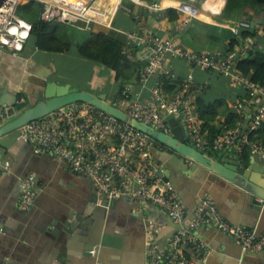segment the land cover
Instances as JSON below:
<instances>
[{"label":"crops","instance_id":"crops-1","mask_svg":"<svg viewBox=\"0 0 264 264\" xmlns=\"http://www.w3.org/2000/svg\"><path fill=\"white\" fill-rule=\"evenodd\" d=\"M90 2L87 19L70 26L74 44L86 41L89 31L112 33L122 39L121 51L128 48L139 61L137 55L142 58L143 49L132 46L127 36L128 32L135 31L144 41L157 36L173 39L179 46L195 52L230 55L234 59L235 68L237 61L250 53L264 52V35L255 34L263 19L253 14L252 10H247L237 20H228L217 15L215 10L203 8V4L201 10L194 4V0ZM82 3L83 0H80L76 7H80ZM169 9L173 12H169ZM185 18H189L188 26L177 28ZM242 30L254 32V35L242 36ZM231 41L236 44L230 48ZM68 58L88 62L90 78L83 85L64 76ZM168 69L169 76L165 77L173 88L167 90L162 83L163 92L173 94L186 75L192 74L195 81V102L197 104L201 100L204 104H213L210 112L214 116L210 124L223 128L221 132L227 129L228 123L236 126L241 120L247 122L250 114L244 116L233 104L239 99L247 98L248 94L242 86L233 84L220 71L191 67L185 59L172 55L168 56ZM137 71L133 65H129L125 77L116 79L114 72L81 56L74 45L65 52L48 51L37 48L29 38L17 55L0 50V107L6 111V101H14L19 108L34 102L37 97L35 89L41 88L43 80L58 85L70 84L94 94L103 93L110 102L118 105L121 103V96L118 94L124 89L129 91L132 98L147 101L151 98L155 78L151 77L142 83L138 80ZM161 76L163 75L158 74L157 78ZM197 114L206 131L205 154L215 161L233 155L245 160L243 154L238 155L232 147L213 149L212 142L207 137L208 130L204 127L205 120L198 111ZM4 120H0V123ZM259 130L255 139L264 141L263 138H258ZM29 144L31 146H20L11 152L4 153L0 150V161H7L9 164L8 167L0 164V264H86L84 260L87 257L83 252L87 244L82 235H87L90 228L92 235L97 236L100 241L98 259L102 264H150L145 249L148 229L158 250L168 252L176 249L170 243L179 230V224L173 222L165 211L149 202H137L122 196L112 199V203L111 200L97 198L89 179L74 173L54 155L34 152V146ZM148 152L160 171H168L167 182L172 185L184 209L193 211L199 206V202L201 204L203 199L208 198L224 221L254 229L257 235L264 234V214H255L240 185L194 165L159 142L151 146ZM219 154H222L221 157ZM250 158L248 153L246 160ZM135 160L137 161V157ZM256 161L264 162L263 159ZM29 173L34 174L37 196L28 210H22L19 204L21 181ZM92 199L96 200L95 205L99 207L97 218L85 216L82 226L73 229L72 233L64 232L63 220L84 212L91 205ZM102 200L106 203L101 207L99 205ZM191 235L209 248L203 253V264H264V250L256 254L244 253L232 236L218 229L215 219L200 223L192 230ZM175 253L179 259H197L189 243L179 244Z\"/></svg>","mask_w":264,"mask_h":264},{"label":"built area","instance_id":"built-area-1","mask_svg":"<svg viewBox=\"0 0 264 264\" xmlns=\"http://www.w3.org/2000/svg\"><path fill=\"white\" fill-rule=\"evenodd\" d=\"M22 1L25 0H0V50L13 55L19 53L30 34V24L16 12ZM38 1L43 3L40 18L45 21L86 20L87 9L91 4V0H83L80 7L53 0ZM188 24L189 18H185L177 28L183 29ZM255 34H264V22ZM127 36L132 46L143 49L142 59L146 64L138 68V80L144 83L151 77L155 78L151 98L147 101L132 98L127 89L120 93L121 103L116 105L128 117L170 134L167 119L176 116L184 122L185 140L199 151L205 152L206 131L196 110L193 75L187 74L171 95L163 92L162 82L157 78L158 74L169 76V55L180 57L191 67L220 71L233 84L242 86L248 94L247 98L239 99L233 104L244 116L250 114L247 122L241 120L236 126L216 134L212 140L213 149L232 147L238 155L247 150L256 160H264V141L251 139L256 138L257 131L264 122V84L252 82L235 68L234 59L230 55L195 52L179 46L173 39L157 36L144 41L135 31L128 32ZM5 115V109L0 107V120L5 119ZM18 130L19 137L34 146V152L54 155L74 173L89 179L97 198L112 200L122 196L137 202H149L165 211L176 224L184 223L186 212L181 201L172 185L163 181L160 170L148 152L151 146L158 143L151 136L82 102L64 105L46 116L24 124ZM1 163L5 167L9 165L7 161H0ZM21 186L20 208L28 210L37 196L34 174H26ZM211 219H215L218 229L232 236L243 249L257 252L264 247V234L257 235L254 229L224 221L217 214L214 203L205 198L195 209L194 218L174 235L170 244L176 249L168 252L158 250L148 229L146 255L150 264H203V253L209 248L191 233L200 223L210 222ZM186 243L191 245L197 259L184 260L176 257L178 245Z\"/></svg>","mask_w":264,"mask_h":264},{"label":"water","instance_id":"water-1","mask_svg":"<svg viewBox=\"0 0 264 264\" xmlns=\"http://www.w3.org/2000/svg\"><path fill=\"white\" fill-rule=\"evenodd\" d=\"M133 51H135V49H133ZM137 59L141 66H145V61L139 55H137ZM40 85V89H35V94L37 96L36 100L27 106L19 108L15 105L14 101L5 102L6 117L5 120L0 123V150H2V152H11V150L27 144L31 146L29 142H25L19 137V127L32 120L46 116L64 105L82 102L94 106L105 114L114 116L136 130L151 136L168 149L180 154L182 157L188 159V161L193 162L194 165L203 167L224 180L237 183L244 189L246 201L255 214H264V162L259 163L254 157H251L248 161L240 160L237 155L228 158H220L219 161H215L211 156L199 151L185 140L184 122L180 121L176 116H171L167 119L171 132L170 134H165L147 123L128 117L121 108L115 103L110 102L103 93L94 94L87 90L72 87L70 84L58 85L52 81L46 82L43 80ZM221 155L222 154H219V157H221ZM160 176L164 181H169L168 171L161 170ZM202 198H204V196ZM112 202H114V200H111V203ZM95 203L96 200L92 199L91 205H88L84 212L66 217L63 220V231L72 233L73 229H77L79 226L83 225L82 221L85 216H91L92 219L97 218L96 212L99 207L96 206ZM105 203L106 201L102 200L99 206H105ZM198 204L200 206V202ZM194 210L195 209L190 211L185 209L187 212L185 222L179 225V229L194 218ZM55 230L58 231L57 228H55ZM82 236L83 241L87 244L83 252V255L87 257L84 263L102 264L98 259L101 246L97 236L94 237L92 235L91 228L87 235ZM167 242L168 241H166L165 244H167ZM145 249L147 252L148 244ZM262 250H264V247L260 251ZM243 251L244 253L254 254L260 252L249 249H243Z\"/></svg>","mask_w":264,"mask_h":264},{"label":"trees","instance_id":"trees-1","mask_svg":"<svg viewBox=\"0 0 264 264\" xmlns=\"http://www.w3.org/2000/svg\"><path fill=\"white\" fill-rule=\"evenodd\" d=\"M203 3L205 4V9L215 10L217 15L228 20H237L245 15L247 10H252L253 14L262 18L264 22V0H205ZM42 8V2L38 0H27L20 4L16 10L18 16L30 24L31 28L28 39H32L33 44L37 48L48 51L65 52L74 45L81 56L98 62L114 72L116 79L125 77L129 65H133L135 71L140 67L139 61L135 59L130 50L125 52L121 51L122 39L120 37L112 33L89 31L87 32L86 41H77L74 44V39L71 37L72 29L70 26L75 25L79 20L75 22H66L57 19L45 21L40 18ZM168 11L173 12L171 9ZM176 17L177 15L172 17V19ZM248 34L253 36L254 32L249 33L245 30L241 31L242 36ZM234 44L236 43L231 41L230 48ZM236 67L241 73L249 77L252 82L264 84V52L254 51L250 53L249 56L237 61ZM165 76L166 75L161 76L160 81L164 84L165 89L170 90L173 88V85H169V81L166 78L167 76ZM118 95H120V93ZM212 108L213 104H204L201 100L197 101L196 110L200 117L205 120L204 127L208 130L207 137L210 143L213 137L223 130V128L210 124L214 116L212 112H210ZM206 113L209 115H206ZM232 126H234V124L228 123L227 128ZM261 126L258 138L264 139V122ZM247 154V151L243 152L245 161H247Z\"/></svg>","mask_w":264,"mask_h":264},{"label":"rangeland","instance_id":"rangeland-1","mask_svg":"<svg viewBox=\"0 0 264 264\" xmlns=\"http://www.w3.org/2000/svg\"><path fill=\"white\" fill-rule=\"evenodd\" d=\"M63 1V3L71 4L73 3L75 6L77 3L80 2V0H58ZM205 0H194V4L198 6V8L202 9L205 8V4L203 3ZM24 1H22L23 3ZM88 62H81L78 59L74 58H68L65 62V67L67 68L66 74L64 75L66 78H70L73 80L74 83L83 85L88 78H90L89 75V69H88Z\"/></svg>","mask_w":264,"mask_h":264}]
</instances>
